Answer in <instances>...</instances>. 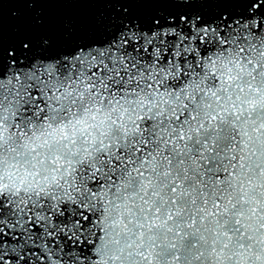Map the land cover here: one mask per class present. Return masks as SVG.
Here are the masks:
<instances>
[{
  "label": "snow or ice",
  "instance_id": "1",
  "mask_svg": "<svg viewBox=\"0 0 264 264\" xmlns=\"http://www.w3.org/2000/svg\"><path fill=\"white\" fill-rule=\"evenodd\" d=\"M0 264H264V0H0Z\"/></svg>",
  "mask_w": 264,
  "mask_h": 264
}]
</instances>
